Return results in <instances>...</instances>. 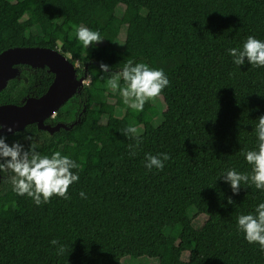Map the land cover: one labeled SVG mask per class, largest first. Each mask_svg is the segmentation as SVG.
I'll return each instance as SVG.
<instances>
[{
    "label": "trees",
    "instance_id": "trees-1",
    "mask_svg": "<svg viewBox=\"0 0 264 264\" xmlns=\"http://www.w3.org/2000/svg\"><path fill=\"white\" fill-rule=\"evenodd\" d=\"M52 6L60 17L49 15ZM78 27L104 40L85 48ZM9 31L15 46L55 49L78 62L89 84L46 121L69 129L0 131L9 145L19 141L27 150L24 137L31 136L42 155L59 151L80 165L72 169L79 181L69 186L70 199L53 196L40 206L0 174V264H264V251L237 228L239 215L264 203V190L242 183L234 195L221 177L229 169L250 173L243 153L257 148L264 67L247 58L239 67L228 50L250 35L264 41V0H0V54L15 47L5 43ZM128 60L163 69L170 82L159 96L163 111L133 110L107 87L100 64L117 72ZM17 68L0 105L39 98L54 81L48 68ZM105 106L106 116L95 121ZM129 125L142 141L135 156L128 145L136 139L121 133ZM161 153L171 158L149 171L146 154ZM198 216L205 222L197 228ZM61 245L66 250L57 255Z\"/></svg>",
    "mask_w": 264,
    "mask_h": 264
},
{
    "label": "clouds",
    "instance_id": "clouds-1",
    "mask_svg": "<svg viewBox=\"0 0 264 264\" xmlns=\"http://www.w3.org/2000/svg\"><path fill=\"white\" fill-rule=\"evenodd\" d=\"M76 35L85 48L104 40L98 31L86 27H78ZM228 54L239 67L245 64V58L253 68L264 67V41L251 35L247 37L242 47L230 48ZM100 70L108 74L105 81L107 87L112 91L119 90L124 103L136 111H143L146 102L159 97L170 83L163 69L151 68L145 63H134L132 60L125 62L117 72H113L103 63L100 64ZM257 121L254 129L257 148L243 153L251 166V172L240 173L235 169H229L221 175L230 184L234 195L239 193L242 183L264 190V116H260ZM2 130L3 125H0V131ZM8 131L11 132L12 129L8 128ZM121 133L129 139H136L135 145H128L130 155L135 156L136 148L142 142L138 129L129 125ZM24 139L29 141L27 150L19 141L9 145L6 143V137L0 135V174H8L7 179L12 184L13 191L19 196L26 195L31 198L37 206L49 203L53 196L69 200L70 197L67 195L69 186L79 181V174H74L72 169H78L80 165L59 151L52 153L51 156L42 155L37 151L31 136ZM170 158L167 153L146 154L145 167L149 171L153 168L162 170L164 162ZM80 196L86 198L84 192H80ZM228 203H233L231 198H228ZM237 228L249 244L256 243L260 250L264 251V203H260L254 213L239 215ZM51 244L57 245L58 241L53 240ZM65 250L61 245L57 249V255H63Z\"/></svg>",
    "mask_w": 264,
    "mask_h": 264
},
{
    "label": "water",
    "instance_id": "water-1",
    "mask_svg": "<svg viewBox=\"0 0 264 264\" xmlns=\"http://www.w3.org/2000/svg\"><path fill=\"white\" fill-rule=\"evenodd\" d=\"M18 65H29L36 69L48 68L54 81L41 97H31L23 105H0V125L2 132L13 135L27 126L37 124L40 130L54 134L61 128L69 129L65 124H47L54 118L78 90L86 85V78H79L77 64L60 51L47 47L15 46L0 54V92L19 75ZM8 128L12 131L9 132Z\"/></svg>",
    "mask_w": 264,
    "mask_h": 264
},
{
    "label": "rangeland",
    "instance_id": "rangeland-1",
    "mask_svg": "<svg viewBox=\"0 0 264 264\" xmlns=\"http://www.w3.org/2000/svg\"><path fill=\"white\" fill-rule=\"evenodd\" d=\"M124 11L123 7H120L118 9V14L119 16H121L122 12ZM61 9L59 6H52L49 9V15L51 17L54 18H58L61 15ZM124 32L121 35V39L118 42V46L121 47L123 44V35ZM5 43L6 45H11V46H15L18 45L19 41L17 39V37L14 35V33L12 31H9V33L7 34V37L5 36ZM77 68H80V64L77 62ZM77 69V70H78ZM86 85L89 84V80L86 79L85 80ZM152 106L157 107L160 111H163L165 109V103H164V99L163 97H158L152 101L146 102V104L144 105L143 110H148L149 108H151ZM106 106L102 107L101 110H99V112L95 113L94 116V120L98 121L99 119L103 120L106 115ZM107 118H105L104 123L106 121ZM112 125L116 128H120L121 127V123L120 121H113ZM67 126V125H66ZM205 222V217L203 216H198L195 218L194 220V225L195 227H200L203 225V223ZM125 264H159V260L158 259H147V258H141V259H137V260H130V259H125L124 260Z\"/></svg>",
    "mask_w": 264,
    "mask_h": 264
},
{
    "label": "flooded vegetation",
    "instance_id": "flooded-vegetation-1",
    "mask_svg": "<svg viewBox=\"0 0 264 264\" xmlns=\"http://www.w3.org/2000/svg\"><path fill=\"white\" fill-rule=\"evenodd\" d=\"M56 116V115H55Z\"/></svg>",
    "mask_w": 264,
    "mask_h": 264
}]
</instances>
